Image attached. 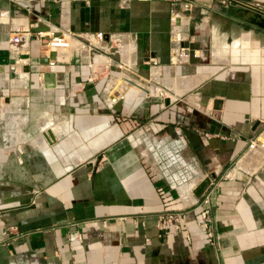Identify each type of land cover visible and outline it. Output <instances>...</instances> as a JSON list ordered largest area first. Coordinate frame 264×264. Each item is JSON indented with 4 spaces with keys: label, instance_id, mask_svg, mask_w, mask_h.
Returning <instances> with one entry per match:
<instances>
[{
    "label": "crops",
    "instance_id": "crops-1",
    "mask_svg": "<svg viewBox=\"0 0 264 264\" xmlns=\"http://www.w3.org/2000/svg\"><path fill=\"white\" fill-rule=\"evenodd\" d=\"M194 1L180 16L199 56L170 64L169 0H0V264H264V0ZM56 26L103 31L100 45L119 34L106 52L138 73L152 60L190 72L173 87L191 89L186 113L173 98L133 105L153 88L127 74L140 87L117 85L115 63L92 72L96 55L76 41L42 55L36 32ZM117 86L128 103L110 101ZM160 150L210 178V236ZM167 209L178 228L158 224Z\"/></svg>",
    "mask_w": 264,
    "mask_h": 264
},
{
    "label": "built area",
    "instance_id": "built-area-1",
    "mask_svg": "<svg viewBox=\"0 0 264 264\" xmlns=\"http://www.w3.org/2000/svg\"><path fill=\"white\" fill-rule=\"evenodd\" d=\"M171 4L170 12H169V25H170V64H180L187 60L190 56L197 57L199 53H196L190 49L188 45L183 43L185 39L183 25H187L188 22L181 21L180 10L183 12H191L196 6V1L194 0H169ZM38 41H39V51L42 55L49 56L46 54V51L56 50L63 51L66 48H70L73 46L72 41H76V47L89 49L94 52L96 55L95 59L89 63L92 72L97 71L98 63H102L105 69L110 68V66L115 63L118 68H123L128 72L133 71L132 69H128V65L130 63L129 57L123 58V60L117 61L112 56L107 54L106 50L113 43L119 44L121 36L119 34H110L109 35V43L107 45H100V43L104 40L105 34L103 31H94L90 32L84 36V38L77 36L74 37L72 31L68 28H60L57 27L50 31H42L40 29L36 32ZM12 40L15 42H22V44H27L28 37H23L21 33H16L12 37ZM50 65H54V61H49ZM150 69L153 67H159L156 60H152L149 64ZM10 68L14 71L18 70V66L16 63H12ZM122 70V69H120ZM122 74H126L124 72H120ZM42 74V72H41ZM130 75V74H128ZM126 81V80H125ZM123 92L118 93L117 95L110 98L111 102H117L119 98H123ZM160 143L153 144L151 147L155 148L156 146H160ZM263 145L262 142H260ZM257 145L254 139H251L249 142V146L253 147ZM158 156H160L161 164L163 167L167 168L170 171L171 179H173V185L175 190L178 193V197L182 199L185 203L186 201H191V203H195L196 207L199 210V223L200 225L207 231L208 236L211 235V231L209 228V192H202L204 197L199 200V198L193 193L194 188L200 181V176H197V173H193L194 170L189 164H185L183 158L180 154L175 151L174 153H170V150L167 152L158 151ZM187 205V204H185ZM180 210L175 209H167L161 212L158 216V224L162 228H166L170 224L174 227L178 228L180 223Z\"/></svg>",
    "mask_w": 264,
    "mask_h": 264
},
{
    "label": "rangeland",
    "instance_id": "rangeland-1",
    "mask_svg": "<svg viewBox=\"0 0 264 264\" xmlns=\"http://www.w3.org/2000/svg\"><path fill=\"white\" fill-rule=\"evenodd\" d=\"M209 54L208 52L205 51V54L204 56L202 57V59H200L199 63L200 64H208L210 62H207L208 60L211 61V58H208ZM247 61V60H246ZM150 68V67H149ZM147 69L146 70V73L145 74H142V73H138L136 71H130L128 72L127 70H124L126 74H130L132 75L131 76V79L132 78H135V79H139V80H142L143 82L147 83V84H151L154 88H153V92L149 93V94H137L134 99L135 104H137L136 102H139L141 101L140 99H143L146 95V98H144V102H139V103H163V100L165 97H168V99L171 100V98H173L174 101L178 102L179 103V109L180 111L186 113L187 111V104L189 103L188 102V96L189 97H192V91L191 89H188L185 88L183 89V91L181 92H175L174 90V85L175 84V81H174V78H177L181 75H185V76H189L191 77V79H193L191 73L189 72H179V73H175L174 71H171L169 72L167 69L165 70V68L163 67H153L152 69H154L155 71L158 72L159 74V78L161 79L160 83L157 81L156 78H154L153 76V73L151 74V70L152 69ZM157 74V73H155ZM147 80V81H146ZM126 83L125 82V77H118V80H117V85H119L120 83ZM127 84V83H126ZM128 85V84H127ZM174 87V88H173ZM122 86L121 87H112L111 88V97L117 95L118 93H121L123 92L124 96L123 98H119L116 102V103H128L127 100L129 99V90L126 91L127 89L124 88L125 92L122 91ZM148 95V96H147ZM126 96V97H125ZM144 96V97H143ZM110 97V98H111ZM134 97V96H133ZM143 97V98H141ZM124 101V102H122Z\"/></svg>",
    "mask_w": 264,
    "mask_h": 264
},
{
    "label": "water",
    "instance_id": "water-1",
    "mask_svg": "<svg viewBox=\"0 0 264 264\" xmlns=\"http://www.w3.org/2000/svg\"><path fill=\"white\" fill-rule=\"evenodd\" d=\"M27 70H28V67H27ZM43 78H44V86L45 87H53L55 85V76H54V71L53 70H46L43 72ZM126 79L135 84L136 86L140 87V85H138L137 83H135L134 81H132L131 79L127 78ZM165 102L168 103L169 102V99L168 97H166L165 99ZM44 135L49 139V140H53V134H52V130L51 129H47L46 131H44ZM210 181V178L208 176L204 177L198 184L197 186L194 188L193 190V193L196 195V196H199L206 184Z\"/></svg>",
    "mask_w": 264,
    "mask_h": 264
},
{
    "label": "bare ground",
    "instance_id": "bare-ground-1",
    "mask_svg": "<svg viewBox=\"0 0 264 264\" xmlns=\"http://www.w3.org/2000/svg\"><path fill=\"white\" fill-rule=\"evenodd\" d=\"M151 74L153 73V69L151 70V72H150ZM124 75H126V74H122V77L124 76ZM130 76H132V75H130ZM127 77H129L128 76V74H127ZM133 77V76H132ZM130 78V77H129ZM125 80L127 81V82H129L126 78H125ZM147 81V80H146ZM139 82H140V80H139ZM138 83V82H137ZM141 83V82H140ZM132 84V83H131ZM151 86V88H154L152 85H149L148 87H150ZM140 89V88H139ZM129 91H131V90H129ZM153 91V90H152ZM130 98H131V96H129ZM129 98V99H130Z\"/></svg>",
    "mask_w": 264,
    "mask_h": 264
}]
</instances>
